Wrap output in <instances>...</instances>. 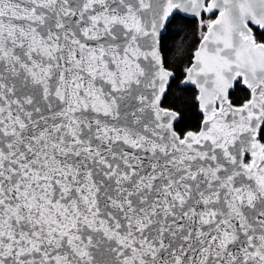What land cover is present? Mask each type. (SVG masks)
I'll use <instances>...</instances> for the list:
<instances>
[{
  "label": "snow or ice",
  "instance_id": "6c2138e0",
  "mask_svg": "<svg viewBox=\"0 0 264 264\" xmlns=\"http://www.w3.org/2000/svg\"><path fill=\"white\" fill-rule=\"evenodd\" d=\"M0 264H264V0H0Z\"/></svg>",
  "mask_w": 264,
  "mask_h": 264
},
{
  "label": "trees",
  "instance_id": "16d2710c",
  "mask_svg": "<svg viewBox=\"0 0 264 264\" xmlns=\"http://www.w3.org/2000/svg\"><path fill=\"white\" fill-rule=\"evenodd\" d=\"M203 16L206 19L205 14ZM198 22L196 17H187L180 14L174 22L168 23L165 33L160 36L162 54L167 60L171 61L177 55V47L181 44L188 48V56L191 59L193 51L198 45L195 42L199 38ZM176 32L179 34L174 35ZM184 63L186 64L187 61ZM173 90H175V85H173ZM187 94L191 95L192 93L190 91ZM233 95H241V92L237 89ZM193 111H198V109H194ZM199 123L200 117L195 116L192 119L191 126L195 128Z\"/></svg>",
  "mask_w": 264,
  "mask_h": 264
},
{
  "label": "water",
  "instance_id": "95a60500",
  "mask_svg": "<svg viewBox=\"0 0 264 264\" xmlns=\"http://www.w3.org/2000/svg\"><path fill=\"white\" fill-rule=\"evenodd\" d=\"M175 11V10H174ZM180 14H182V15H184V16H187V17H192L190 14H185V13H180ZM206 16H209L210 14H208V13H204ZM198 20L200 19L199 17H196ZM167 25H168V23L166 22L165 23V28L164 29H161V32H160V36L162 35V34H164L165 33V31H166V27H167ZM206 30V29H205ZM198 46V45H197ZM160 47H161V45H160ZM193 53H194V51H193ZM163 55V54H162Z\"/></svg>",
  "mask_w": 264,
  "mask_h": 264
},
{
  "label": "rangeland",
  "instance_id": "374dc122",
  "mask_svg": "<svg viewBox=\"0 0 264 264\" xmlns=\"http://www.w3.org/2000/svg\"><path fill=\"white\" fill-rule=\"evenodd\" d=\"M205 17H206L205 22H207V18H208V16L205 15ZM213 18H214V17H213ZM198 21H199V20H198Z\"/></svg>",
  "mask_w": 264,
  "mask_h": 264
}]
</instances>
